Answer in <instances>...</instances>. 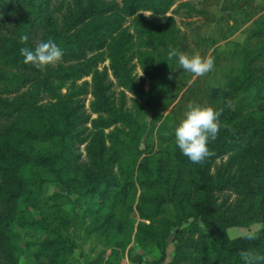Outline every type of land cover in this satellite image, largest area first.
I'll return each instance as SVG.
<instances>
[{"label":"rangeland","instance_id":"rangeland-1","mask_svg":"<svg viewBox=\"0 0 264 264\" xmlns=\"http://www.w3.org/2000/svg\"><path fill=\"white\" fill-rule=\"evenodd\" d=\"M52 2L60 9L58 16L73 6V0ZM235 3L248 9L243 0H180L165 17H155L152 21L151 12H139L150 25L161 24L166 31L170 26L180 30L188 39L186 44L180 45L184 52L211 55L215 63L210 72L193 78L178 66L163 62L161 50L155 48L149 58L153 59V64L146 65L139 56L145 49H140L135 39L136 44L127 51L126 61L128 81L138 92L120 84L108 55L94 68H88L89 73L83 77L51 80V92L43 85L35 89L37 83L42 84L47 69L57 63L36 74L25 67L14 51L4 57L2 49L7 40L14 39L16 46L30 40L18 38L13 24L0 30V101L12 103L34 95L33 104L23 119L21 114L2 115L0 103V145L9 141L7 131L18 124L30 125L35 116L50 121L72 110L78 138L69 148L68 157L74 159L71 170H76L83 181L86 178L81 176L94 169L98 170L95 177L101 178L102 168L114 177L112 188L102 189L109 192L105 201L100 194L84 195L85 184L79 188L80 192L66 187L48 166L26 165L23 173L30 176L31 181L17 203V218L12 229L18 235L15 244L19 264H159L162 248L167 249L164 264H170L180 245L181 255L192 251L185 240L182 242L175 237L177 229L190 235L192 226L199 223L203 231L215 236L213 229L206 228L194 217L188 218L182 226L176 225L181 221L180 209H193L187 213L198 209L189 166L191 160L182 154L174 139V128L190 103L224 108L220 117L222 126L216 139L209 143L211 148L226 144L210 168L211 182L218 184L214 193V216L234 221L235 225L227 229L230 240L256 237L262 231L264 224L256 221L263 216L259 212L264 211V36L258 35L254 21L264 13V0H254L249 14L255 10L260 13L249 21H244L246 16L241 12L229 8H234ZM213 18L215 22L208 20ZM134 19L128 18L124 28L135 36ZM220 19L223 22L218 23ZM224 32L228 33L225 39L222 38ZM211 38L218 42L204 41ZM258 47L262 49L252 65L255 78L247 86H240L247 55ZM172 68L170 79L166 71ZM184 72L191 83L168 106L174 97L172 87ZM100 82L114 115L97 113L92 108L94 90ZM190 89V94L183 98ZM217 90L222 91L221 96L211 101L209 96ZM236 90L235 96L230 98L231 92ZM101 138L105 140L106 151ZM16 140L13 143L22 150L52 154L54 149L52 143L33 135ZM97 150L104 155L95 166L97 160L91 153ZM142 164L149 167L150 180L144 177ZM62 179L71 182L73 176ZM160 179L176 187L179 204L170 200L157 206L156 197L164 194ZM224 180H233L241 186L221 182ZM22 221L32 225L23 227ZM186 236L187 233L183 238Z\"/></svg>","mask_w":264,"mask_h":264},{"label":"trees","instance_id":"trees-1","mask_svg":"<svg viewBox=\"0 0 264 264\" xmlns=\"http://www.w3.org/2000/svg\"><path fill=\"white\" fill-rule=\"evenodd\" d=\"M180 0H73L72 9L58 16L60 9L53 6L52 0H0V30L10 27L11 24L17 29L18 38L27 35L28 43H19L16 46L15 40H7L4 44V57L15 52L16 57H20L23 61V56L20 53L21 47H34L40 40L52 38L62 49L63 57L57 62V66L50 67L46 71L42 84L37 83L35 89H40L43 85L47 92H51L53 84L51 80H66L78 79L89 73L88 68H94L101 60H104L108 55L113 66L115 67V76L120 84L131 89L133 92L136 88L127 76V51L136 44L141 51L139 56L146 65H152L153 59H149L153 55L155 48L161 50L160 57L166 64L173 65L177 68L174 60L168 59L167 52L170 47H177L183 51L180 45L186 44L187 37L181 34V31L170 26L169 30L163 29L161 24L158 26L150 25L148 20H145L144 15H138L139 12L149 11L152 13L151 21L155 17H165L171 7ZM182 1V0H181ZM248 9L240 7L239 3L234 4V11L241 12L245 15L244 21L254 19L259 15L260 11L255 10L249 14L250 8L253 7L254 0H243ZM184 4V3H180ZM237 12V13H238ZM135 17L136 24L135 36L130 34L124 28L128 18ZM210 22H215V19H208ZM218 23L223 22L221 19ZM254 24L259 30V36H264V13L254 21ZM233 33V32H231ZM225 39L228 33H222ZM221 38V39H222ZM205 42L216 44L218 39H205ZM259 48V49H258ZM251 51L247 55L244 77L241 79L240 86H247L249 81L254 80L255 70L252 67L255 57H258L260 47ZM264 51V50H263ZM32 72L39 74L40 69L31 64H25ZM177 71V70H176ZM175 71L174 77L177 78ZM259 72V69L258 71ZM167 78L173 77V68L166 71ZM177 81V80H176ZM189 83L187 73H182L179 76V81L175 82L172 89L173 101L168 102L170 106L178 98L179 94L186 89ZM37 91V90H36ZM190 90L185 91L183 98L190 94ZM222 91L217 90L209 96L211 101L219 98ZM235 92H231V97L235 96ZM36 94V93H35ZM95 101L92 108L97 113H106L114 115V109L110 103H107L105 97V89L102 82L97 85L94 90ZM34 95L24 96L14 101L1 100L2 115L21 114V119L24 114L29 111L33 104ZM30 125H20L7 131L10 139L3 146L0 145V264H19L17 255L16 241L18 235L13 233V224L17 218L16 210L17 203L27 192V186L31 181V177L23 173L24 167L29 164H43L48 166L55 173L59 182L65 184L68 188H74L76 192H80L82 184H85L83 191L84 195L100 194L101 200L108 201L109 192L102 190L104 187L112 188L111 180L114 179L111 173L104 171L103 168L99 171H88L85 176V181L79 179L77 171L71 170L74 159L69 158L70 145L77 140L76 121L73 120L72 110L65 114H60L57 117L49 120H44L39 117L30 121ZM16 124V122H15ZM111 123L107 124L109 126ZM247 131V129H245ZM264 131V128L262 129ZM26 135H33L36 138H43L53 144L54 149L52 154L39 153L35 151L22 150L13 142ZM101 141L103 139L101 138ZM106 151L105 140L101 142ZM226 148L225 143L216 145L211 148L209 146V154L202 161L194 163L190 161V169L194 179V187L196 189V204L197 211L187 213L191 210L180 209L179 216L181 221H177V226H182L187 223L188 218L194 217L200 219L204 226L208 229H213L216 235H210L203 231L204 228L199 223H195L189 232L182 229H177L175 237L184 242L187 248L192 249L187 255H181V245L177 248V252L173 261L170 264H245V260L241 257V250H249L254 253L264 254V228L256 236L249 238L244 236L236 240H230L227 234L228 227L235 225L230 219H219L214 216L215 199L214 193L218 188V184L213 185L210 177V168L213 159ZM98 160L103 157L102 151L91 153ZM94 162L95 166L99 162ZM264 163V161H263ZM101 165V164H100ZM264 168V167H263ZM141 170L147 180L151 179L149 167L141 165ZM72 175L73 180L62 179L64 176ZM97 178V179H96ZM98 180V182H97ZM229 185H235L237 188L241 183L233 180L221 181ZM164 194L156 197L157 206L165 204L172 200L173 203L179 204L181 201L177 199L176 187L173 184H168L160 179L159 181ZM256 183H250L254 185ZM161 196V197H160ZM261 218H256L264 224V211L259 212ZM186 214L185 217H183ZM35 222V221H33ZM32 223L22 221L21 226H30ZM187 233L186 238L183 236ZM199 234L196 238L195 234ZM59 236V235H58ZM61 237V236H59ZM54 243V241H53ZM52 242H50L51 246ZM161 259L159 264H164L167 260V249L162 248ZM255 264H264V260L256 261Z\"/></svg>","mask_w":264,"mask_h":264},{"label":"clouds","instance_id":"clouds-1","mask_svg":"<svg viewBox=\"0 0 264 264\" xmlns=\"http://www.w3.org/2000/svg\"><path fill=\"white\" fill-rule=\"evenodd\" d=\"M27 39L26 34L21 36V40ZM19 51L25 64H31L42 71L47 66L59 62L63 57V49L52 38L42 39L34 47H21ZM167 57L174 60L178 68L191 73L193 78L210 72L215 63V58L211 55L202 56L199 52L189 54L180 51L177 47H170ZM223 111V107L214 108L211 105L190 103L183 118L174 128L176 146L192 162H200L208 156L209 143L216 139L222 126L220 117ZM240 255L245 260V264H255L256 261L264 260V254L249 250H241Z\"/></svg>","mask_w":264,"mask_h":264}]
</instances>
